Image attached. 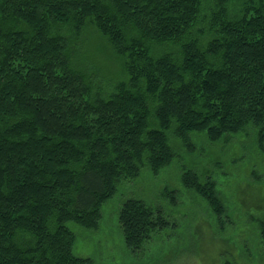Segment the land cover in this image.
Wrapping results in <instances>:
<instances>
[{
	"label": "trees",
	"instance_id": "trees-1",
	"mask_svg": "<svg viewBox=\"0 0 264 264\" xmlns=\"http://www.w3.org/2000/svg\"><path fill=\"white\" fill-rule=\"evenodd\" d=\"M89 26L123 79L80 61ZM253 127L264 149V0H0V264H88L69 224L98 226L120 183L170 166V135L195 152L192 134ZM181 182L222 215L211 178ZM118 221L136 251L166 225L141 199Z\"/></svg>",
	"mask_w": 264,
	"mask_h": 264
},
{
	"label": "rangeland",
	"instance_id": "rangeland-1",
	"mask_svg": "<svg viewBox=\"0 0 264 264\" xmlns=\"http://www.w3.org/2000/svg\"><path fill=\"white\" fill-rule=\"evenodd\" d=\"M82 39L80 61L106 85L123 79L124 62L102 32L89 26ZM228 137L211 143L204 134H192L196 150L189 152L170 135L177 153L170 166L156 176L146 170L136 180L120 183L117 194L104 202L98 226L69 224L77 235L75 253L89 259L88 264H264V149L255 127ZM185 170L216 183L222 215L183 186ZM128 199L161 208L166 223L137 251L126 245L118 221Z\"/></svg>",
	"mask_w": 264,
	"mask_h": 264
}]
</instances>
